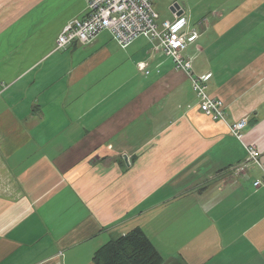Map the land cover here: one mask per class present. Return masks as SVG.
<instances>
[{"label": "crops", "instance_id": "obj_1", "mask_svg": "<svg viewBox=\"0 0 264 264\" xmlns=\"http://www.w3.org/2000/svg\"><path fill=\"white\" fill-rule=\"evenodd\" d=\"M39 1L0 0V264H95L103 244L137 226L169 263L264 264V186H254L264 177V66L250 67L264 38L239 52V68V55L222 59L229 43L215 41L255 7L242 21L264 22V0L225 10L173 3L202 28L186 53L197 74L212 73L226 122L202 112L189 77L149 39L122 48L103 30L57 48L86 2L49 28L51 6ZM115 47L141 53L121 62ZM245 116L239 139L229 126ZM247 144L260 164L247 161Z\"/></svg>", "mask_w": 264, "mask_h": 264}, {"label": "built area", "instance_id": "obj_2", "mask_svg": "<svg viewBox=\"0 0 264 264\" xmlns=\"http://www.w3.org/2000/svg\"><path fill=\"white\" fill-rule=\"evenodd\" d=\"M84 15L68 20L57 38V48H66L74 42L91 43L103 30H109L115 41L126 48L138 38L152 41L158 48L170 57L176 68L189 71L193 89L199 100L203 113L215 120L226 118L225 106L221 99L209 94L208 80L212 73H206L198 81L191 74L193 57L186 53L188 47L194 44L202 35V28L191 23L188 14L180 9L173 12V18L161 19L154 7L153 0H85ZM139 69L149 74L146 61L139 63ZM248 125V117H242L230 125V131L237 138H243V130ZM247 161L260 164V150L255 144H247ZM248 167L247 162L238 166V171ZM255 187L264 186V177L254 181Z\"/></svg>", "mask_w": 264, "mask_h": 264}, {"label": "rangeland", "instance_id": "obj_3", "mask_svg": "<svg viewBox=\"0 0 264 264\" xmlns=\"http://www.w3.org/2000/svg\"><path fill=\"white\" fill-rule=\"evenodd\" d=\"M193 1H196V0H193ZM245 1L246 0H222V2H220V0H198V2H199L198 4L201 5V7L203 9H207V8H219L220 9V8H222L223 10H225L230 5L232 7L233 5L235 6V5L240 4L242 2H245ZM259 1H261V0H257V2H259ZM174 2H175V0H154L155 9L158 12L160 11V13L162 14L163 18L161 17V19L170 18L172 16L173 11L171 9V5ZM38 3H45V4L48 3L51 6V7H48L50 12L47 13L45 16V20L47 21L46 26H49V28L52 27L53 23H57V21H59V20L67 19L69 17V15L75 10L76 6H78L79 8H80V6H83L81 0H41ZM227 5H229V6H227ZM259 6L262 7L261 4ZM33 8H34V6L31 7L30 9H28L22 15H25L28 12L32 11ZM257 8L258 7H255V9L250 12L251 15L244 17L242 20L252 19L253 18L252 15L253 14L256 15L258 13ZM20 11H21V9H19L18 12H20ZM261 18L262 17H259V16L255 17L256 20L253 23H248V24H245V22H243L241 20L242 22L241 21L237 22L239 24L231 26L223 36H220L219 39L215 40L216 42L217 41L219 42L218 44H220V47L223 45L227 46L228 43L230 45V48L228 49V51L224 53L225 57L222 56L223 61L231 60V57L233 55H239L240 51H243L240 53V55H245V54L254 53L256 50H258L257 49L258 39L264 38V36H263L264 22H262ZM27 19H28V17H25L23 20H27ZM206 25H207V22H206V19H204V21H202V26H206ZM36 26H37V22H33L31 24V26H29V32H33V30ZM211 29H212V26H211ZM211 29L208 26L207 31H209ZM40 31H42V29ZM261 33H262V35H260ZM218 34L220 35L219 31H217L216 29H213L212 33L209 34V36H208L210 39L209 41L214 40L218 36ZM101 37H102V40L105 39L106 37L109 38L110 41L112 42V45H116V43L112 40V37H113L112 33L105 32L101 35ZM143 40H144V38H139V39H136V41H134V42L138 43V42L143 41ZM200 41H202V38L200 39ZM133 45H135V44H133ZM153 45L157 49H159L157 47V45H155V44H153ZM194 47H195V45L192 46V48H194ZM118 49H120L119 53L116 52V47H115L114 52L117 54V57L121 62L124 61L125 59L127 60L128 54L132 55V56H136V58H139L137 56H139L141 53V50H138L137 54H135L134 52L129 50L128 54H126L123 49H121V48H118ZM221 50L224 51L225 49H221ZM163 54L166 55L164 52H163ZM263 54L264 53H262V55ZM240 55L233 61V63H232L233 67L239 68L242 60H243L242 63H245L247 61L245 59H242ZM206 58L208 59V61H210V56H207ZM169 59L173 62V60L171 58H169ZM200 61H201V63L204 62V60L202 61L201 59L199 60V62ZM139 63L140 62H138V65H139ZM146 63L148 64L147 61H146ZM197 63H196V65H198ZM174 65H175V63H174ZM252 66H258L257 70L259 71V68L264 66V56L259 57V59H257L250 67H252ZM138 68H139V66H138ZM148 69H149V65H148ZM177 69H179V68H177ZM179 70L184 71L190 79L189 71H187L186 69H183V68L182 69L180 68ZM190 72L192 75H194L196 77V79H198L197 77H201L204 75V74H197L195 72L193 63H192V69L190 70ZM143 73L147 74V72H143ZM208 73H211V72H208ZM252 76L254 77V79H251V80L258 81V78H256L257 79L256 80L255 76L254 75H252ZM211 78H212V76H211ZM190 81H191V79H190ZM198 81H201V79H198ZM263 81H264V78H263ZM208 84L210 87V80H208ZM191 85H193L192 81H191ZM208 91H209V88H208ZM209 94H211L210 91H209ZM218 99H220V98H218ZM222 101L224 103L225 110H226L224 115L227 116V105H226V102L224 100H222ZM223 121L226 122V118ZM244 170H242V171H244ZM239 172L241 173V171H239ZM164 264H175V262L169 263L164 258Z\"/></svg>", "mask_w": 264, "mask_h": 264}, {"label": "trees", "instance_id": "obj_4", "mask_svg": "<svg viewBox=\"0 0 264 264\" xmlns=\"http://www.w3.org/2000/svg\"><path fill=\"white\" fill-rule=\"evenodd\" d=\"M93 262L95 264H164V258L146 232L137 226L103 244L94 253Z\"/></svg>", "mask_w": 264, "mask_h": 264}, {"label": "water", "instance_id": "obj_5", "mask_svg": "<svg viewBox=\"0 0 264 264\" xmlns=\"http://www.w3.org/2000/svg\"><path fill=\"white\" fill-rule=\"evenodd\" d=\"M171 9H172L173 12L176 11L177 9H180V10L178 11V13H182V12H183V9L181 8V5H180L179 3H175V4H173V5L171 6Z\"/></svg>", "mask_w": 264, "mask_h": 264}]
</instances>
